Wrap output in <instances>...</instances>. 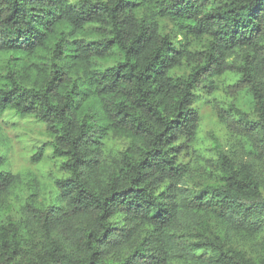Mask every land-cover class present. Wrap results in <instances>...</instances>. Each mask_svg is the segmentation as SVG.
<instances>
[{"label":"trees","instance_id":"obj_1","mask_svg":"<svg viewBox=\"0 0 264 264\" xmlns=\"http://www.w3.org/2000/svg\"><path fill=\"white\" fill-rule=\"evenodd\" d=\"M6 112L64 176L0 170V264H264V0H0Z\"/></svg>","mask_w":264,"mask_h":264},{"label":"rangeland","instance_id":"obj_2","mask_svg":"<svg viewBox=\"0 0 264 264\" xmlns=\"http://www.w3.org/2000/svg\"><path fill=\"white\" fill-rule=\"evenodd\" d=\"M224 97V90L220 89L213 97L209 95L208 99L198 102L202 116L200 141L203 147L213 153L215 146L223 142L221 138L224 135L223 128L217 121L214 104L217 99ZM248 102L249 100L244 99V103ZM49 140L45 125L34 118L22 117L13 112L0 114V155L6 157L0 170L24 173L30 179H38L42 186L43 197L55 194L54 179L60 178L64 174L59 171V161L51 157ZM41 147L45 148L44 159L34 161L33 157ZM34 184L35 181H31V185ZM26 194V187L16 190L13 196L16 198L12 199L10 205L15 208L17 199L25 198ZM13 213V210L7 208L1 210L0 225L6 223Z\"/></svg>","mask_w":264,"mask_h":264}]
</instances>
